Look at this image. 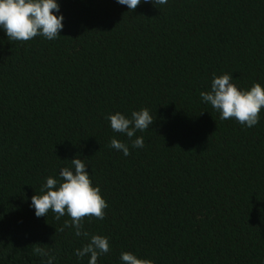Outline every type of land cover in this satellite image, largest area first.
<instances>
[{
    "label": "trees",
    "instance_id": "1",
    "mask_svg": "<svg viewBox=\"0 0 264 264\" xmlns=\"http://www.w3.org/2000/svg\"><path fill=\"white\" fill-rule=\"evenodd\" d=\"M54 40L0 31V264H87L86 241L30 198L74 156L108 207L84 218L152 264H264V109L247 128L220 120L200 92L213 75L264 86V0H168L129 11L115 0H57ZM149 110L143 149H112L107 116Z\"/></svg>",
    "mask_w": 264,
    "mask_h": 264
},
{
    "label": "clouds",
    "instance_id": "2",
    "mask_svg": "<svg viewBox=\"0 0 264 264\" xmlns=\"http://www.w3.org/2000/svg\"><path fill=\"white\" fill-rule=\"evenodd\" d=\"M118 5L134 10L141 3L153 6H164L168 0H115ZM63 15L59 14L57 0H0V31L12 41H29L37 36L54 40L63 28ZM231 74L213 75L210 90L201 91L202 103L210 105L219 114L220 120L233 119L238 124L252 128L260 121L261 110L264 109V86L258 83L247 89H239L232 83ZM109 127L114 133L127 137L128 143L117 138L110 140L109 146L120 151L124 156L130 154L129 149H143L144 132L153 123L149 110L142 108L132 111L130 116L115 112L107 116ZM69 166L60 167L58 177L49 176L41 186L40 194L30 198V207L37 218L46 216L49 211L59 220L63 216L70 219L63 222L59 231L66 228L73 230L78 238L86 243L74 249L77 260L88 257L87 264H97L100 256L110 251L109 238L98 234L90 235L83 228L84 218L94 217L103 220L104 209L108 207L100 194L98 186H93L88 167L79 157L74 156ZM33 254L42 258L43 264H55V256L50 249L37 246ZM121 264H152V261L140 259L132 252L122 251L119 256Z\"/></svg>",
    "mask_w": 264,
    "mask_h": 264
}]
</instances>
